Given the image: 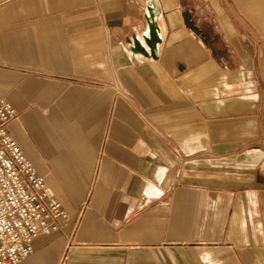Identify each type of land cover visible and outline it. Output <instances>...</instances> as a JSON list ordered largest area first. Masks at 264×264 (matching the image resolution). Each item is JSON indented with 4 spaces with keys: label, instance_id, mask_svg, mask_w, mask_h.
<instances>
[{
    "label": "crops",
    "instance_id": "0c3cea01",
    "mask_svg": "<svg viewBox=\"0 0 264 264\" xmlns=\"http://www.w3.org/2000/svg\"><path fill=\"white\" fill-rule=\"evenodd\" d=\"M0 97L71 218L20 264H264V0H0Z\"/></svg>",
    "mask_w": 264,
    "mask_h": 264
},
{
    "label": "built area",
    "instance_id": "2783aa9c",
    "mask_svg": "<svg viewBox=\"0 0 264 264\" xmlns=\"http://www.w3.org/2000/svg\"><path fill=\"white\" fill-rule=\"evenodd\" d=\"M17 116L0 97V264H20L34 240L62 231L71 220L17 139L9 131Z\"/></svg>",
    "mask_w": 264,
    "mask_h": 264
},
{
    "label": "water",
    "instance_id": "95a60500",
    "mask_svg": "<svg viewBox=\"0 0 264 264\" xmlns=\"http://www.w3.org/2000/svg\"><path fill=\"white\" fill-rule=\"evenodd\" d=\"M148 24H149V34H148V37L147 36L145 37V42H146V45L149 47L150 51L153 53L157 44L160 41L159 36H158V28H157L156 23H155V16L153 14H151L148 17ZM152 25H155V30L153 33L150 34V29H152V27H153ZM133 49L135 51H139L141 49L140 51L142 53H145L146 55H148V52H146V50L140 46V44L138 43V41L136 39H134V48Z\"/></svg>",
    "mask_w": 264,
    "mask_h": 264
},
{
    "label": "bare ground",
    "instance_id": "6f19581e",
    "mask_svg": "<svg viewBox=\"0 0 264 264\" xmlns=\"http://www.w3.org/2000/svg\"><path fill=\"white\" fill-rule=\"evenodd\" d=\"M153 27H152V29H150V34L151 33H153L154 32V30H155V25H152ZM150 38V37H149Z\"/></svg>",
    "mask_w": 264,
    "mask_h": 264
}]
</instances>
